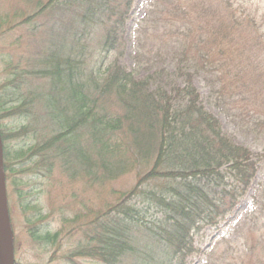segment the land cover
Masks as SVG:
<instances>
[{
    "label": "trees",
    "instance_id": "1",
    "mask_svg": "<svg viewBox=\"0 0 264 264\" xmlns=\"http://www.w3.org/2000/svg\"><path fill=\"white\" fill-rule=\"evenodd\" d=\"M133 2L9 0L11 11H0L9 51L27 46L18 61H5L9 78L1 73L4 149L15 138L3 119L26 118L16 133L33 142L11 165L7 154L5 179L20 159L36 166L18 172L22 187L23 177L39 179L32 190L43 193L54 171L64 185L82 178L93 187L103 208L91 200L92 218L72 227L82 234L74 255L93 264H188L195 254L197 264H264V180L249 195L264 170V144L256 154L236 143L196 85L200 78L231 123L264 141L263 16L239 0H149L135 22L129 70L118 55L128 49ZM80 196L71 195L81 200L75 215ZM47 217L42 227L26 225L42 246L56 237L42 234ZM208 227L221 233L201 251L195 232Z\"/></svg>",
    "mask_w": 264,
    "mask_h": 264
},
{
    "label": "rangeland",
    "instance_id": "2",
    "mask_svg": "<svg viewBox=\"0 0 264 264\" xmlns=\"http://www.w3.org/2000/svg\"><path fill=\"white\" fill-rule=\"evenodd\" d=\"M240 2L244 3L248 7L252 8L253 10L257 11L260 16H263V23H264V0H239ZM238 2V1H237ZM239 3V2H238ZM149 0H134L132 8H131V18L128 21L127 32L124 39L127 43V52L120 57L118 55V62L121 60V64L125 65L129 70L134 66V59L131 56L132 51V44L136 42V38L138 36V27L135 25V22L141 18L147 8H148ZM12 6L9 7V0H2L0 1V11L1 12H8L11 11ZM6 14V13H3ZM21 16V14H17ZM27 15V13H26ZM24 17V16H23ZM21 17V18H23ZM5 28H2V31H9V25H5ZM68 29V28H65ZM9 35V33L7 34ZM7 37V36H6ZM7 41L4 42L1 40L0 37V78L1 73L5 75V78H9V67L8 64L18 61L17 58L20 56H24V51L27 49L26 44H21V53L19 54L16 50H10L9 46L11 42L9 41V37H7ZM94 45H91L93 48ZM19 54V55H18ZM9 60V63L6 65L5 61ZM170 61H167L166 64L163 66H170L167 65ZM160 66L159 61L156 60V64L152 65L153 71ZM1 84V82H0ZM196 85L199 89L201 94L204 106L207 110H210L218 119L220 120L221 127L223 131L229 135L236 143L240 145H244L249 148L254 153H260L263 148L264 141L262 138L257 137L252 134H247L242 132L238 127H236L233 123H231L225 115L220 112L218 108H216L208 99V89L204 86V83L200 80H196ZM40 110V109H39ZM36 116L35 114L30 113L29 118L30 121L34 119ZM1 119V118H0ZM3 127L6 128L8 133H16L21 131L25 126H28L26 118L24 120L20 119L19 117H13L11 119H3L1 121ZM28 137V136H26ZM3 138V137H2ZM19 141L10 139L8 142V150L6 148L3 149V165L6 166L7 163V154L9 153L8 162L11 165V162L15 161V156H19L20 159L25 157L21 152L16 153L17 151L23 149L24 153L25 150H28L30 146L33 145V142L26 144L25 141L17 139ZM42 140V139H41ZM4 143V141H3ZM37 143V142H36ZM35 143V144H36ZM34 144V145H35ZM6 145V144H5ZM16 153V154H15ZM20 159L16 165L14 164L11 167L10 177L7 182V200L9 204V208L11 211V217L9 215V221L12 220L13 225L10 222V229H12V234L15 237L17 242V250L14 255V264H93L91 259H81L74 255V252H78V248L80 247L82 237L81 233L72 232V227H77L80 223H85L90 220L92 217L91 215L93 212L86 211L85 206L87 208L91 207L89 202L91 200H96L98 202V198L93 187H90L86 184L82 178L75 180L74 182L70 183L69 185L62 184L60 181H55L57 179L58 173L55 171L49 176L46 177L48 183L46 184L47 188L44 187V192L42 193L41 186L35 190L36 185H40L41 181L23 177L24 179H29L26 183L25 187H22L19 180L21 175H19V171L26 169L31 170L35 169L31 162L27 161L26 165H20ZM33 176V175H32ZM35 177V176H34ZM61 177V176H60ZM62 178V177H61ZM124 176L118 177V179L114 182L120 186L123 185ZM264 180V170L261 168L257 172V176L255 181L253 182L252 189L249 193L251 195L254 193L257 188L260 186V182ZM46 181V182H47ZM60 185L58 189H55L54 186ZM33 186V187H32ZM65 188V189H64ZM75 190H80L83 199V205L80 208V211L83 210L81 215H75L72 213L78 211L80 207L81 200L78 199L75 202L72 199L71 195L74 194ZM101 192V189H100ZM39 193L38 200L33 201V196ZM104 196L100 193L99 198H103ZM250 200V196L247 197L241 207L238 208L237 214L240 211L248 206ZM98 208H103L102 203L98 206ZM43 209V211H41ZM51 209L53 210L51 212ZM31 211H33V215H31ZM48 216V217H47ZM49 220L47 222L46 233L44 229H40L44 231L42 234H46L47 240V233L50 231L51 235H56L54 242H50L52 240L49 237V241L42 246L39 244L38 241L32 239L27 231L26 225L29 223L34 224L38 223L39 227L41 226V221L43 218ZM221 231H216L213 228H205L201 231L195 232L194 242L195 246L199 248L201 251H205L208 249L210 244H213L214 241L217 240L218 236L220 235ZM70 235L71 239H68ZM63 237V238H62ZM78 238V239H77ZM54 243V244H53ZM84 251V250H82ZM80 251V252H82ZM84 253V252H83ZM71 255V257L69 256ZM202 255H193L189 257L188 264H197L199 262Z\"/></svg>",
    "mask_w": 264,
    "mask_h": 264
},
{
    "label": "water",
    "instance_id": "3",
    "mask_svg": "<svg viewBox=\"0 0 264 264\" xmlns=\"http://www.w3.org/2000/svg\"><path fill=\"white\" fill-rule=\"evenodd\" d=\"M12 235L7 210L3 140L0 133V264H13Z\"/></svg>",
    "mask_w": 264,
    "mask_h": 264
},
{
    "label": "bare ground",
    "instance_id": "4",
    "mask_svg": "<svg viewBox=\"0 0 264 264\" xmlns=\"http://www.w3.org/2000/svg\"><path fill=\"white\" fill-rule=\"evenodd\" d=\"M12 137H14L16 139V141H19L17 139H20L22 141H25L26 144L31 143V140L30 139H27L26 137H24V136H22L21 134H18V133H12Z\"/></svg>",
    "mask_w": 264,
    "mask_h": 264
}]
</instances>
